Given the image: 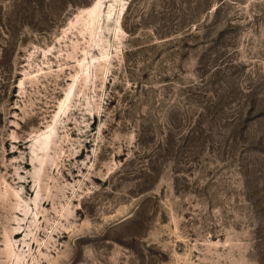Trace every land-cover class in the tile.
<instances>
[{"label":"rangeland","instance_id":"rangeland-1","mask_svg":"<svg viewBox=\"0 0 264 264\" xmlns=\"http://www.w3.org/2000/svg\"><path fill=\"white\" fill-rule=\"evenodd\" d=\"M0 264H264V0H0Z\"/></svg>","mask_w":264,"mask_h":264}]
</instances>
